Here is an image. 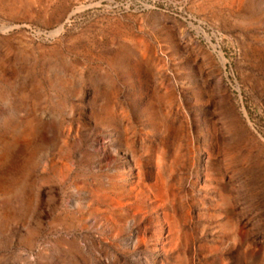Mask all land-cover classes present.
I'll list each match as a JSON object with an SVG mask.
<instances>
[{"label": "rangeland", "instance_id": "374dc122", "mask_svg": "<svg viewBox=\"0 0 264 264\" xmlns=\"http://www.w3.org/2000/svg\"><path fill=\"white\" fill-rule=\"evenodd\" d=\"M0 264H264V0H0Z\"/></svg>", "mask_w": 264, "mask_h": 264}]
</instances>
